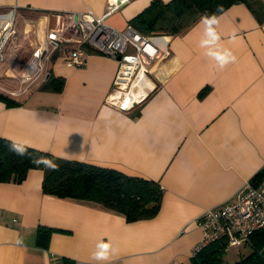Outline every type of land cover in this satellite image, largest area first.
<instances>
[{"label":"crops","instance_id":"obj_1","mask_svg":"<svg viewBox=\"0 0 264 264\" xmlns=\"http://www.w3.org/2000/svg\"><path fill=\"white\" fill-rule=\"evenodd\" d=\"M107 1L0 0V13L15 8L19 28L53 12L101 16ZM151 1L129 0L106 22L122 30ZM162 36L167 55L150 66L154 86L128 110L106 103L118 62L94 50L81 67L52 52L43 79L19 94L0 88L19 102L0 96V137L162 188L154 216L128 221L94 201L43 193L42 168L0 182V264H190L196 219L264 169V22L236 3ZM19 40L9 42L11 64L28 51ZM50 74L63 79L60 91L40 88ZM40 227L50 232L38 239Z\"/></svg>","mask_w":264,"mask_h":264},{"label":"built area","instance_id":"obj_2","mask_svg":"<svg viewBox=\"0 0 264 264\" xmlns=\"http://www.w3.org/2000/svg\"><path fill=\"white\" fill-rule=\"evenodd\" d=\"M127 1L108 0L106 12L101 16L89 11L48 13L42 17L47 20L43 30L38 26L42 19L30 23L35 25L38 44L32 49L33 58L22 77L17 78L20 90L13 94L24 92L44 78L52 52L65 50V64L81 67L86 63L88 50H94L118 62L106 100L108 105L128 110L145 99L154 86L150 66L167 55V46L160 34H144L130 24L120 30L106 22L107 16ZM15 34L13 8L0 13V67ZM67 45L71 47L66 48ZM196 223L201 238L194 245L192 256L216 241L225 240L227 246L247 243L254 232L264 229V179L259 183L247 181L233 199L206 209Z\"/></svg>","mask_w":264,"mask_h":264},{"label":"trees","instance_id":"obj_3","mask_svg":"<svg viewBox=\"0 0 264 264\" xmlns=\"http://www.w3.org/2000/svg\"><path fill=\"white\" fill-rule=\"evenodd\" d=\"M236 3L246 4L258 22H264V3L260 0H152L129 20V24L144 34L176 35L200 17L212 20ZM63 83L62 78L50 74L40 88L60 91ZM0 96L12 104L19 103L3 93ZM32 168L44 169L43 193L94 201L122 213L128 221L152 217L160 208L162 188L152 179L129 176L83 161L60 159L49 152L0 137V182H22ZM262 178L264 169L250 180L259 183ZM49 232V228H38V239ZM247 243L252 250L238 264H264L261 253L264 229L254 232ZM226 246L225 240L212 242L193 255L190 264H223L222 253Z\"/></svg>","mask_w":264,"mask_h":264},{"label":"rangeland","instance_id":"obj_4","mask_svg":"<svg viewBox=\"0 0 264 264\" xmlns=\"http://www.w3.org/2000/svg\"><path fill=\"white\" fill-rule=\"evenodd\" d=\"M16 26H18V23L16 22ZM25 29H22V28ZM19 32V33H18ZM20 38V40H19ZM19 40L18 42V50L21 48H26L28 51H26L25 55L18 54L15 57V60L12 62V55L9 54L10 50V44L9 47L6 50V60L5 63L0 67V88L3 91H10L12 93H16L20 90L19 87L16 86L17 78H21L23 75V72L27 68L28 64L33 58L32 54V48L37 46V37H36V28L35 25H27L26 23L24 25H20L19 28L16 27V34L10 41ZM70 45H67L66 48H70ZM66 54V52H62ZM23 56V57H22ZM24 60V62L21 64V62ZM4 69V71H1ZM8 72V73H7ZM251 246L250 244H240L236 246H226V249L224 253H222V260L223 264H238V262L243 258V256H246L251 252ZM261 253L264 254V248L261 249Z\"/></svg>","mask_w":264,"mask_h":264},{"label":"snow or ice","instance_id":"obj_5","mask_svg":"<svg viewBox=\"0 0 264 264\" xmlns=\"http://www.w3.org/2000/svg\"><path fill=\"white\" fill-rule=\"evenodd\" d=\"M104 247H106V245H104Z\"/></svg>","mask_w":264,"mask_h":264}]
</instances>
